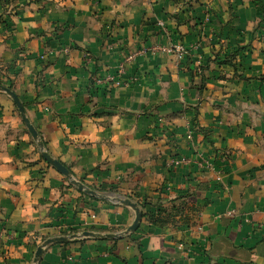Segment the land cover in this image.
<instances>
[{"label":"crops","instance_id":"crops-1","mask_svg":"<svg viewBox=\"0 0 264 264\" xmlns=\"http://www.w3.org/2000/svg\"><path fill=\"white\" fill-rule=\"evenodd\" d=\"M0 83V264H264L260 0H0Z\"/></svg>","mask_w":264,"mask_h":264},{"label":"water","instance_id":"water-1","mask_svg":"<svg viewBox=\"0 0 264 264\" xmlns=\"http://www.w3.org/2000/svg\"><path fill=\"white\" fill-rule=\"evenodd\" d=\"M0 90L6 92L11 99L13 100L14 104L16 105L22 120L24 121L28 131L30 132V134L32 135L33 138H37V132L34 128V126L32 125V123L30 122L29 118L26 116L25 114V109H24V105L22 103V101L20 100V98L18 97V95L16 94V92H14V90H12L9 86L5 85V84H1L0 83ZM41 155L42 157L51 165H53L57 170H59L61 173H63L66 176L71 177L72 181L78 186V188L80 189H86L84 187V185L79 182L78 180L72 178L69 169L62 163L60 162L57 158L52 157L46 150H42L41 151ZM90 192H92V190H88ZM120 202L130 205L134 208L135 210V217L133 222L126 228L125 232L128 231H133L138 227V224L140 222L141 219V210L139 208V206L137 205V203L131 201L130 199L124 198V199H120ZM83 235H96V236H107V237H113L115 236V234L113 233H106V234H101V233H96V232H92L89 230H84L82 231ZM74 236V235H73ZM67 237L60 235V236H55V237H50V238H46L43 243L41 245H39L35 251V260H37L39 258V256L42 253V248L52 242V241H64L66 240Z\"/></svg>","mask_w":264,"mask_h":264},{"label":"built area","instance_id":"built-area-1","mask_svg":"<svg viewBox=\"0 0 264 264\" xmlns=\"http://www.w3.org/2000/svg\"><path fill=\"white\" fill-rule=\"evenodd\" d=\"M73 49L74 47L70 45L67 49ZM147 49V48H146ZM149 50H154V51H163L170 53L176 57L177 60H181L187 53L188 49L186 45L183 43H171L169 45H152L148 47ZM144 51V49H143ZM136 53H130L125 56L124 59H122L118 63V68H117V73L116 74H108L106 75V80L112 82L115 85H129L133 83L137 77L135 75L129 76L128 78H122V75L124 74L125 70V61L124 60H129L132 61L134 60ZM187 138L192 140V134L191 132H188ZM187 159L184 156H175L169 160L170 165H179L182 163H185Z\"/></svg>","mask_w":264,"mask_h":264},{"label":"trees","instance_id":"trees-1","mask_svg":"<svg viewBox=\"0 0 264 264\" xmlns=\"http://www.w3.org/2000/svg\"><path fill=\"white\" fill-rule=\"evenodd\" d=\"M261 1V6H264V0H260Z\"/></svg>","mask_w":264,"mask_h":264}]
</instances>
